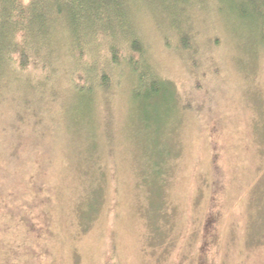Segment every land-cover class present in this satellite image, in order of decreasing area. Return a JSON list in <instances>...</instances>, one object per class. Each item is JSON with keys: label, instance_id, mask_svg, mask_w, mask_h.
<instances>
[{"label": "rangeland", "instance_id": "obj_1", "mask_svg": "<svg viewBox=\"0 0 264 264\" xmlns=\"http://www.w3.org/2000/svg\"><path fill=\"white\" fill-rule=\"evenodd\" d=\"M152 8L134 24L167 91L145 101L97 54L101 100L56 41L44 99L0 96V264H264V17L233 0ZM73 82L94 86L89 107Z\"/></svg>", "mask_w": 264, "mask_h": 264}, {"label": "trees", "instance_id": "obj_2", "mask_svg": "<svg viewBox=\"0 0 264 264\" xmlns=\"http://www.w3.org/2000/svg\"><path fill=\"white\" fill-rule=\"evenodd\" d=\"M187 1L0 0V96L22 97L19 99L21 103L26 97L31 102L27 110L32 108V98L42 96L44 99L46 86L51 84L50 81L54 82L52 78L57 76L55 43L60 41L70 51L74 72L75 69L80 71L82 78H88L91 74L92 78L95 76L101 100L107 96L110 80L109 72L93 63L97 54L107 58L104 66H110L113 73L122 63H126L136 82V94L144 87L145 101L153 99L157 93L167 91L168 86L148 63L134 19L141 9L151 13L155 10L152 7L157 6L173 12L178 5ZM233 1L243 15H252L257 20L264 17V0ZM248 4L252 8L250 11ZM177 13L178 8L167 20L173 37L178 41V51L183 54L184 50L193 47L186 41L189 37L187 32L180 29ZM162 34L170 44L168 36ZM85 53L92 62H83ZM133 54L137 58L134 59ZM31 88L30 98L27 93ZM69 88V97L78 96L84 106L91 105L94 99L93 85H76L73 82ZM39 89L44 93H39ZM27 110L23 108L24 112Z\"/></svg>", "mask_w": 264, "mask_h": 264}]
</instances>
